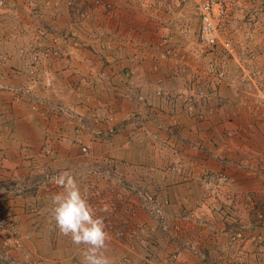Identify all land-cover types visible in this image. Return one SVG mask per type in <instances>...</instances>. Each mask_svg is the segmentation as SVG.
<instances>
[{"label": "rangeland", "instance_id": "rangeland-1", "mask_svg": "<svg viewBox=\"0 0 264 264\" xmlns=\"http://www.w3.org/2000/svg\"><path fill=\"white\" fill-rule=\"evenodd\" d=\"M214 1L219 43L229 42L230 52L219 43L214 47L201 43L200 13L193 0H13L12 7L0 13L8 43L17 44V56L27 66L21 85L35 98V108L48 114V128L60 131L63 125L73 131L64 136L67 139L81 144L82 132L96 126L105 127L97 133L100 140L154 138L167 158L176 159L166 170L177 174L182 169L176 157L178 142L190 141L174 130L179 110L198 120L224 115L229 122L236 121L238 135L230 132L227 138L235 140L229 152H235L240 162L189 177L205 192L222 194L224 187L234 183L236 168L242 170L246 192L236 197L225 194L221 208L226 234L219 253L226 264H264V0ZM72 45L82 51L76 52V58L82 59L76 75L83 78L72 74L75 78L53 80L48 66L69 58L67 46ZM44 47L58 54L39 58ZM7 58L0 54L1 61ZM41 91H52L51 102L39 95ZM98 92V98L90 100ZM125 100L132 105L127 115ZM213 140L216 148L226 141ZM67 170L79 185L88 186L92 182L82 181L84 175L107 171L102 163ZM64 171L49 167L31 181L16 174L0 183V220L6 227L11 224L0 234L14 240L0 244V249L16 263L20 264L19 258L28 264L25 253L21 258L12 252L19 247L14 238V201L27 194L30 182L40 186L43 180L48 189L60 193L63 189L53 178ZM10 185L19 193L10 192ZM95 189L86 187L90 202L102 198L100 188L97 194ZM107 214L96 213L105 220Z\"/></svg>", "mask_w": 264, "mask_h": 264}, {"label": "crops", "instance_id": "crops-1", "mask_svg": "<svg viewBox=\"0 0 264 264\" xmlns=\"http://www.w3.org/2000/svg\"><path fill=\"white\" fill-rule=\"evenodd\" d=\"M1 17L2 13L0 54H7L8 58L7 62L0 60V183L16 174L31 181L49 167L69 171L70 167L102 163L107 169L104 174L84 175L82 181L92 182L91 185L97 188L93 191L95 194L100 188L102 198L94 203L97 213L107 212L114 232L122 231L120 238H110L108 242L106 255L112 264H226L223 254L219 253L226 234L224 221L220 220L221 208L225 194L236 197L246 192L243 187L246 176L236 168L234 183L218 194L212 190L205 192L189 174L200 170L217 171L228 163L240 162L236 160L235 152H229L234 148L229 144L235 140L227 138L230 132L238 135L237 122H229L224 115L198 120L179 110L174 130L190 141L178 142L176 157L182 162L183 170L177 174L166 170L174 161L177 163L176 159L167 158L154 138L113 136L100 140L97 133L105 131V127L96 126L83 131L81 144H78L73 138L64 137L73 133L66 130L67 126H59L60 131L48 128V114L44 116L35 108V98L30 92L26 94L28 91L21 85V75L27 66L17 56V44L8 43L9 36ZM74 27L76 30V24ZM67 48L71 53L69 58L52 61L53 64L48 66L53 80L57 76L75 78L72 74L83 78L76 75L82 60L76 58V52H82L81 49L74 45ZM8 86L10 90L6 91ZM99 93L90 100L95 101ZM39 95L48 96L50 102L53 98L52 91H41ZM125 101L124 115H127L132 105ZM57 133H61L60 138L55 136ZM214 137L226 141L216 148L212 143ZM54 150L58 153H49ZM108 163L114 164L113 169V164L109 168L106 166ZM29 185L31 189L27 194L14 201L17 215L14 238L19 247H14L12 252L21 258L25 253L28 264H81L83 246L75 245L69 237L62 235L52 218V196L56 191L48 189L43 180L40 186L31 182ZM88 185H79L85 196L86 187L91 188ZM145 196L167 202L162 209L161 222L148 213ZM7 242L14 243V240L0 234V244ZM173 253L178 254L176 260L171 258ZM18 260L22 264V259Z\"/></svg>", "mask_w": 264, "mask_h": 264}, {"label": "clouds", "instance_id": "clouds-1", "mask_svg": "<svg viewBox=\"0 0 264 264\" xmlns=\"http://www.w3.org/2000/svg\"><path fill=\"white\" fill-rule=\"evenodd\" d=\"M53 179L63 191L52 196V218L62 235L83 246L81 264H112L106 255L110 235L102 217L82 194L77 178L64 171Z\"/></svg>", "mask_w": 264, "mask_h": 264}, {"label": "built area", "instance_id": "built-area-1", "mask_svg": "<svg viewBox=\"0 0 264 264\" xmlns=\"http://www.w3.org/2000/svg\"><path fill=\"white\" fill-rule=\"evenodd\" d=\"M196 1V5H197V9L199 11V19H200V23H201V29H200V41L202 44L209 46V47H214L216 45H218L219 43V34L220 31L218 30V26L215 24V11H214V5H216V2L214 0H193ZM13 4V0H0V9H4V8H10L12 7ZM223 49L226 52H230V43L226 42V41H222L219 43ZM57 55L58 52L57 51H50V49L48 47H44V49H40L39 51V58H44L47 57L48 55ZM223 177H222V181H223ZM211 183L212 180H211ZM214 185V183H213ZM8 189L10 192L14 191L16 193H19V190H17V187H15L14 185H10L8 186ZM87 197V196H86ZM87 199H90L89 197H87ZM93 200V199H91ZM145 202H147V205H149V210L148 213L151 215V217L153 219H155L158 222H161V220L163 219V206L167 203V202H159L157 201L156 198H154L153 196H145ZM89 203L92 205L93 209L95 210V212L97 213L96 210V206L94 203L97 202H90ZM104 221V225H105V230L109 233L110 238L113 239H118L120 238V236H122L121 232H114L113 229V225L111 222H109V220H105ZM11 224H8V228L10 227ZM6 224L4 223V221L0 220V231L5 230L6 228ZM3 252V250L0 249V264H18L16 263L15 260L11 259L10 257H8V253H1ZM178 257L177 253H173L171 258L173 260H176Z\"/></svg>", "mask_w": 264, "mask_h": 264}]
</instances>
